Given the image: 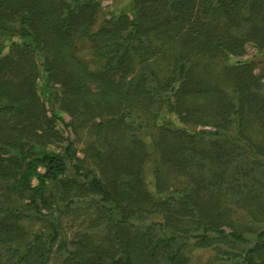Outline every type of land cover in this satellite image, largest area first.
<instances>
[{
  "label": "trees",
  "instance_id": "16d2710c",
  "mask_svg": "<svg viewBox=\"0 0 264 264\" xmlns=\"http://www.w3.org/2000/svg\"><path fill=\"white\" fill-rule=\"evenodd\" d=\"M96 1L0 0V117L17 118L20 123L14 128L21 131L15 135L13 127H0V247L4 218L42 220L47 209L50 225L43 234L49 238L42 239L47 248L39 249L32 262L46 264L49 252L62 257L63 237L52 250L59 236L55 209L90 196L110 224V246L79 250L74 257L64 256L63 264H189L182 250L185 243L213 237L251 246L207 264H264L254 258L264 228L252 243L237 229H223L216 217L204 219L202 198L188 197L190 175L186 185L175 189L176 197L159 205L169 210L175 202L189 211L197 233H165L164 225L156 222H148L142 231L134 229L145 225L147 211L158 204V196L145 185L143 164L149 149L156 152L159 164L173 171L186 172L196 148L204 163L224 165L244 153L264 165V80L255 74L253 59L232 64L221 60L244 56L245 44L252 43L264 62V0H132L130 15L112 14L93 31L90 12ZM234 30L241 33L235 35ZM82 38L93 45L91 60L76 53ZM204 59L206 65L213 61L218 66L200 67ZM70 75L81 83V90L59 95L56 83L63 90V76ZM76 94L100 113V120L89 125L98 172L81 171L70 140L59 151L48 148L49 140L60 136L58 123L69 126L58 107L78 110L72 104ZM164 109L173 118L157 125ZM135 125L147 129L148 145L140 138L128 139ZM28 128L39 134L24 137ZM254 129L260 130V141L250 135ZM69 167L76 177L63 179ZM154 170L158 184L160 173ZM225 170L209 179L219 182ZM65 194L71 197L59 204ZM177 214L168 211L164 217L185 220L186 214ZM11 226L8 238H24L18 226ZM28 248L17 247L15 259L0 264H28ZM217 252L232 254L229 249Z\"/></svg>",
  "mask_w": 264,
  "mask_h": 264
},
{
  "label": "rangeland",
  "instance_id": "374dc122",
  "mask_svg": "<svg viewBox=\"0 0 264 264\" xmlns=\"http://www.w3.org/2000/svg\"><path fill=\"white\" fill-rule=\"evenodd\" d=\"M213 1V0H212ZM92 5L90 12L93 15L95 21L91 26V30L95 31L101 25L104 19L109 18L112 14L124 13L130 15L132 8V0H97ZM233 33L240 34V31H233ZM246 54L241 57L230 56L228 58H221L226 63H236L241 59H253L256 63L254 66V72L262 80L264 77V62L262 52L252 43L245 44ZM9 46H6V51ZM93 45L86 39L82 38L77 41L76 53L86 61L92 58ZM199 66L206 69H213L218 65L215 62L210 61L208 65L207 59L202 62L199 61ZM89 66L93 65L89 63ZM64 88L60 89V84L56 83L59 88V95H63V92L72 90L74 93L81 90V83L70 76H63ZM67 84L66 88L65 85ZM62 91V94H61ZM77 94L75 95V98ZM77 99V98H76ZM78 108L64 111L59 109L62 117L69 123L68 128L61 126V132L59 131V137L49 140L48 148L59 151L67 141L73 142V149L76 156L79 158L78 163L82 172L88 170H95L98 172L96 165L94 164V158L92 156L91 147L94 142L92 132L89 130V125L92 121L100 120L99 111L93 109L91 105L84 104L81 100L77 99L76 103H72ZM50 114H47V118ZM42 116H40L41 118ZM173 116L167 113L166 110H161L159 118L157 119V125H161V121H169ZM42 119V118H41ZM19 120L10 115H1L0 127L14 128L19 125ZM60 125V126H59ZM199 127V126H198ZM197 127V128H198ZM15 129V128H14ZM153 129V128H152ZM146 128H140L136 125L132 130L128 131V139L140 138L148 145ZM154 131V130H153ZM21 134L19 129H15V135ZM256 141H260V130L254 129L249 131ZM24 137H34L39 134L35 128H28L23 132ZM44 135V133H43ZM67 139V140H66ZM120 143V141H119ZM98 145L97 143H94ZM206 144V143H205ZM134 145V149H135ZM147 150V149H146ZM150 155L146 157V161L143 164L144 175L146 180L147 190L155 197L158 196V200L150 212L148 218L145 221V225L142 227H134L135 230L142 231L146 227L148 222L162 223L164 225V232H190V234L197 233L199 229L195 228L196 223L193 221L191 213L185 209H181L179 204L172 202V207L168 209L166 204H161L162 201L176 197L177 193L174 192L180 186L186 185V179H189V175L193 177L192 184L190 185L189 199L197 200L202 198V206L205 207L201 210L202 217L205 219L206 215L209 217H216L218 223L223 225V229L229 230L230 228L237 229L250 239L253 243V239L256 234L264 228V165L252 162L244 153L237 154L227 164L218 163H204L203 156L198 148L192 151L193 158L188 159L189 162L186 172L183 170H171L169 167L159 164L156 152L153 149L147 150ZM158 169L160 173V179L158 184L154 180V169ZM221 169H226L224 176H221V180H210L209 175H219ZM42 171V168L39 167ZM74 169L68 168V171L64 174L63 179L74 178ZM84 179L83 177H77ZM35 183V179H32ZM211 181L209 188L208 182ZM69 196V197H68ZM65 197V198H64ZM70 194H65L64 199H61L59 204L65 205ZM90 197V196H89ZM89 197L75 201L72 205L61 206L60 209H55V218L57 229L59 230L58 239L52 244V250H57L59 244V238L63 237L66 241L65 249L62 251L63 255L60 257L59 253L49 252L46 264H63V257L66 255L76 256L79 250H95L98 246L109 247L110 246V234L107 231L110 229V224L104 216L96 209L94 203L90 202ZM91 198V197H90ZM52 205V209L54 208ZM207 206V207H206ZM176 207V208H175ZM178 211V214L176 212ZM47 209H44L45 215L42 220H35L29 218L17 219V218H4L3 225L1 227V233L4 238L0 247V262L9 261L15 259V250L17 247H29L26 254L29 255L28 264H33L34 258L37 257L36 253L41 248H47V244L42 242V239L49 238V236L43 234L47 233L50 225V215ZM173 211L177 215H185V220L178 218H166L164 213ZM195 216L199 215L198 211H191ZM208 212V213H207ZM168 216V215H167ZM166 216V217H167ZM178 217V216H177ZM191 217V218H190ZM11 225L18 226V232L24 233V238L11 239L8 238L9 234L14 231ZM138 225V224H137ZM130 227V226H129ZM131 228V227H130ZM17 229V228H16ZM9 231V234H7ZM13 235V234H12ZM41 237L40 240L36 237ZM112 240V239H111ZM251 244H236L229 245L228 243L221 242V240L213 237L207 242H197L195 239H190L185 243L182 250L187 257L189 264H207L209 261L219 262V257H231L232 255L242 254L250 247ZM29 249L30 252L28 251ZM220 249H229L232 254L217 252ZM36 251V252H35ZM254 258L258 261H264V239L258 243V250L254 253ZM229 259V258H228Z\"/></svg>",
  "mask_w": 264,
  "mask_h": 264
}]
</instances>
